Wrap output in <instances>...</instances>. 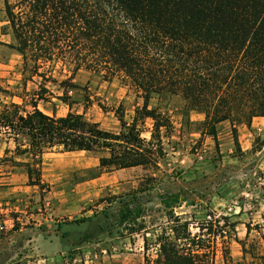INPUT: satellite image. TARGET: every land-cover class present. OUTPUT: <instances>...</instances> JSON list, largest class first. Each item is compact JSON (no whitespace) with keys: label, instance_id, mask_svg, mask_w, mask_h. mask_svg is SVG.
<instances>
[{"label":"trees","instance_id":"1","mask_svg":"<svg viewBox=\"0 0 264 264\" xmlns=\"http://www.w3.org/2000/svg\"><path fill=\"white\" fill-rule=\"evenodd\" d=\"M3 13L0 34L10 35L13 43L0 46L14 51L29 73L22 91L38 79L32 82L37 90L27 103L29 112L14 103L0 109V135L15 143L17 155H30L24 165L30 186L43 189L40 164L49 153H106L98 158V173L157 167L172 124L166 114L148 108L154 96L178 98L185 114L203 115L205 135L215 145L217 124L248 126L264 119V0H3ZM56 67L67 72L64 80L51 76ZM80 71L105 83L119 79L141 100L129 123L122 106L108 110L97 104L113 114L116 133L71 110L68 91L80 90L72 84ZM49 85L61 95L54 97ZM52 98L68 106L64 117L38 109L39 102ZM84 102L85 109L91 105L86 96ZM147 121L148 140L142 138ZM19 137L28 139L27 149L21 150ZM167 216L170 235L157 238L154 258L147 256L143 240V264H215L217 239L234 229L227 218L223 224L209 218L192 233L190 222ZM245 228V241L237 242L240 260L233 261L225 246L222 264H264L261 226H254L258 239L249 243L251 226Z\"/></svg>","mask_w":264,"mask_h":264},{"label":"rangeland","instance_id":"2","mask_svg":"<svg viewBox=\"0 0 264 264\" xmlns=\"http://www.w3.org/2000/svg\"><path fill=\"white\" fill-rule=\"evenodd\" d=\"M5 25L3 0H0V28ZM0 42L8 44V39L0 38ZM66 73L56 67L51 76L64 80ZM28 76V71L22 69L21 58L0 46V109L14 103L26 112L31 110L27 103L37 90L32 82L38 79L28 81L23 92L22 79ZM72 84L80 90L68 91L73 102L71 110L86 121L97 123L104 131L116 133L119 125L113 114L97 107L98 103L108 110L122 106L126 122L133 116L135 107L141 105V100L119 79L105 83L100 76L81 71ZM49 92L54 97L61 95L57 86L49 85ZM85 96L91 102L86 109ZM151 107L166 114L172 124L171 134L162 139L165 156L156 161L157 167L151 165L134 171L122 183L127 186L125 190L122 187L117 195L106 194L71 219L59 218L55 220L57 223L43 224L20 221L18 214H12L7 225L0 222V264H143V238L147 242V256L154 258L157 238L164 233L170 235L169 213L190 222L192 233L197 231L196 224L209 218L219 224L224 223L222 218H227L234 229L225 230L223 241L217 239L214 262L222 264L221 252L225 246L233 261L240 260L241 248L237 242L245 241V226H251L248 243L258 239L254 226H261L260 232L264 233V134L255 138L250 151L241 152L235 149L237 139L233 133L226 142L218 135L216 145L207 135L203 140L199 138L197 134H205L207 129L203 121L195 122V115L201 114H185L178 98L154 96ZM38 109L56 118L69 112L68 106L55 98L48 103L39 102ZM223 129L229 132L228 125L218 132ZM150 130L151 122L147 121L144 138L149 139ZM86 156L89 165L97 168L98 158L106 153ZM97 173L98 170L94 174ZM126 253L130 257L124 260L121 255Z\"/></svg>","mask_w":264,"mask_h":264},{"label":"crops","instance_id":"3","mask_svg":"<svg viewBox=\"0 0 264 264\" xmlns=\"http://www.w3.org/2000/svg\"><path fill=\"white\" fill-rule=\"evenodd\" d=\"M0 38L8 39V44L13 42L10 35L2 36L0 34ZM152 98L148 103V108L154 110L155 108L151 107ZM195 119V122L200 123L204 117L195 115ZM146 125L147 122L144 127ZM225 125H228L229 132L224 129L218 132ZM215 128L217 136L220 135L223 142L228 141V135L232 134L233 129L238 145L236 148L233 147L241 152H247L251 150L255 138L264 134V119L255 118L248 126L222 122ZM197 135L199 138L202 137V140L206 136L201 132ZM142 138H144L143 134ZM28 144L26 137L18 138L21 150L27 149ZM15 146L11 139L0 135V222L6 225L12 220L11 215L15 213L18 214L20 221L32 220L43 224L57 223L55 220L59 218L71 219L106 194L117 195L122 187L125 190L127 186H122V183L127 182L134 171L142 169L137 167L95 175L97 168L89 165V158L86 156L91 153H86L82 157H72L71 155L85 152L45 154L40 164V184L43 185L41 190L39 186L28 184L24 165L30 163V155H17ZM74 175L81 177L74 180ZM5 205L15 206V212L9 213V209L5 208ZM110 249H113V246ZM121 256L124 260L130 257L127 253Z\"/></svg>","mask_w":264,"mask_h":264},{"label":"built area","instance_id":"4","mask_svg":"<svg viewBox=\"0 0 264 264\" xmlns=\"http://www.w3.org/2000/svg\"><path fill=\"white\" fill-rule=\"evenodd\" d=\"M5 208H8L9 209V213L15 212V206L5 205Z\"/></svg>","mask_w":264,"mask_h":264}]
</instances>
